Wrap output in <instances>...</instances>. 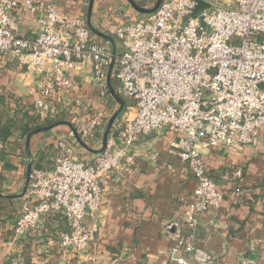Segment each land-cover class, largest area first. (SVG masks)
<instances>
[{
  "label": "built area",
  "instance_id": "obj_1",
  "mask_svg": "<svg viewBox=\"0 0 264 264\" xmlns=\"http://www.w3.org/2000/svg\"><path fill=\"white\" fill-rule=\"evenodd\" d=\"M19 9L37 17L36 37L20 34L13 17ZM104 33L121 45L119 54L117 45L112 81L126 103L124 114L114 123L105 150L93 161L76 158L71 130L69 139L59 142L52 167L32 169L14 234L24 239L51 217H60L65 225L60 247L89 256L98 226L89 227L87 219L95 218L102 208L105 181L116 171L135 170L136 146L142 137L171 131L178 137L169 153L197 187L182 224L174 222L164 229L176 247L162 264L211 263L212 256L190 241L201 215L219 209L225 198L204 156L219 147L262 143L264 0H164L153 14L128 22L109 21ZM5 53L16 57L25 75L51 76L30 111L37 119L35 125L65 113L50 100L54 90L68 101L77 94L70 124L90 147L106 114L88 105L83 112L81 88L70 73L91 66L97 98L106 104L111 97L110 43L92 34L82 16L35 0H0V54ZM157 158L154 153L152 159ZM242 178L239 169L222 175L227 182ZM235 198L243 203L242 192L237 190ZM182 226L189 231L188 238Z\"/></svg>",
  "mask_w": 264,
  "mask_h": 264
},
{
  "label": "crops",
  "instance_id": "obj_2",
  "mask_svg": "<svg viewBox=\"0 0 264 264\" xmlns=\"http://www.w3.org/2000/svg\"><path fill=\"white\" fill-rule=\"evenodd\" d=\"M35 1L87 21L90 0ZM126 1L95 0L92 25L105 32L111 20L127 22L143 16L135 14ZM13 17L19 23L21 35L39 34L36 16L19 9ZM70 77L81 88L83 112L88 105L107 114V103L97 98L91 66L83 65L71 72ZM51 80L49 74L25 75L15 56L0 54V130L8 123L13 126L8 138L0 134V264H162L169 260L176 242L164 229L174 222L182 224L185 211L194 203L197 187L191 175L181 172L183 166L178 158L169 153L171 142L178 137L171 131L142 137L136 146L135 170L116 171L105 181L102 208L95 218L87 219L89 227L98 226L89 256L60 247L65 225L55 217L24 239L16 238L14 228L27 198L22 194L31 160L33 169L52 167L59 142L69 139L71 132L68 125H60L33 135L29 146L28 138L22 137L21 126L31 125L24 114L30 113ZM77 98V94H71L68 101L54 90L50 100L65 113L44 123H70L69 115ZM72 144L77 159L96 158V154L86 151L76 140ZM154 153L158 154L156 161L152 159ZM204 161L225 198L219 209L211 208L201 215L190 241L212 256L213 261L208 264H264V131L260 146L219 147L209 151ZM170 165L172 170L168 168ZM234 169L241 170L243 178L224 181V172ZM237 190L243 194V203H236ZM182 231L188 238L189 231L184 226Z\"/></svg>",
  "mask_w": 264,
  "mask_h": 264
},
{
  "label": "water",
  "instance_id": "obj_3",
  "mask_svg": "<svg viewBox=\"0 0 264 264\" xmlns=\"http://www.w3.org/2000/svg\"><path fill=\"white\" fill-rule=\"evenodd\" d=\"M128 3L130 4V6L140 15H150L155 13L159 7L161 6V4L164 2V0H157L155 5L152 8H143L141 6H139L134 0H127ZM94 2L95 0H90L89 2V6H88V13H87V25L89 30L92 32V34H94L96 37H98L99 39H102L108 43H110L111 48H112V63L111 66L109 68L108 71V91L109 94L111 96V98L119 105V109L114 113V115L111 117V119L109 120V123L107 125L106 131L103 135V139H102V145L101 148L99 150H93L91 149L82 139L81 137L78 135V133L76 132V130L74 129V127L69 123V122H58V123H54L52 125H49L45 128L39 129L37 132H35L34 134L30 135L27 139V144L29 146L30 144V140L32 138L33 135L35 134H39V133H43V132H47L50 131L60 125H68L72 131H74L75 133V139L78 142V144L84 148L86 151L94 153V154H101L107 145V140L108 137L111 133L112 127L114 125V123L117 121V119L123 114L125 107H126V103L125 101L116 93L114 85H113V81H112V72L115 66V62H116V56H117V43L115 41V39L107 34H105L104 32L96 29L91 22V17H92V11H93V7H94ZM29 148V147H28ZM32 169H33V160H31L28 169H27V183L24 189V192L22 194V196L26 195L28 188H29V184H30V180H31V173H32Z\"/></svg>",
  "mask_w": 264,
  "mask_h": 264
},
{
  "label": "rangeland",
  "instance_id": "obj_4",
  "mask_svg": "<svg viewBox=\"0 0 264 264\" xmlns=\"http://www.w3.org/2000/svg\"><path fill=\"white\" fill-rule=\"evenodd\" d=\"M134 1L139 6H141L143 8H152L155 5V3H156L157 0H134ZM129 6H130V4H129ZM131 9L134 11L135 14L137 13L132 7H131ZM116 43L118 45V54H119L121 52V45L119 44V42L117 40H116ZM118 109H119V105L110 97L108 99V102H107V114H106V119L104 121V125L102 126V128L100 130L101 133L98 136H96V141L95 142L89 144L92 149H94V148H100L101 147L103 135H104V133L106 131L107 125L109 123V120L111 119V117L114 115V113Z\"/></svg>",
  "mask_w": 264,
  "mask_h": 264
},
{
  "label": "trees",
  "instance_id": "obj_5",
  "mask_svg": "<svg viewBox=\"0 0 264 264\" xmlns=\"http://www.w3.org/2000/svg\"><path fill=\"white\" fill-rule=\"evenodd\" d=\"M24 117H26L31 122L30 126L29 125L21 126L22 137H24V138H28L30 135L37 132L39 129L45 128V127H47L53 123V121H49V122L44 123L42 125H35L37 123V119L33 114L25 113ZM12 129H13V126L10 123H8L7 125H5L1 128L0 134L2 136H4L5 138H8L9 136H11ZM55 218H57L60 221H63V219H61L60 217H55Z\"/></svg>",
  "mask_w": 264,
  "mask_h": 264
}]
</instances>
